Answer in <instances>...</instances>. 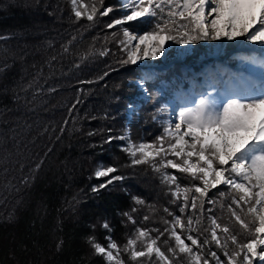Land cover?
Instances as JSON below:
<instances>
[{"label": "trees", "instance_id": "obj_1", "mask_svg": "<svg viewBox=\"0 0 264 264\" xmlns=\"http://www.w3.org/2000/svg\"><path fill=\"white\" fill-rule=\"evenodd\" d=\"M12 1V5H6L4 0H0V37H3L0 38V51H15L19 57H25V63L21 67L16 66L17 64L12 63L13 60L8 62L9 59L3 57L1 64H12L7 72L0 75V83L6 87L12 85L16 76L24 69L27 71L26 75L28 74L27 86L31 83L32 87L26 90V95H29L25 99L26 103L17 105L18 107L13 97L21 95L20 90L11 94L0 92V159L8 169L6 172L5 169L1 170L0 196L9 193L13 195V199L16 198L13 209H8L12 214L0 215V264H106L102 256L93 254L88 243L89 237H95L99 243L104 240L107 231L102 225L105 221L113 230V238L117 239V243L123 248L137 227L163 230L166 227L164 219H172L163 211L165 207L179 214L177 205L183 202V193L180 199L171 196L170 186L161 182L164 173H174L178 176L181 186H190L192 183L191 176L171 168H161L157 172L153 170L151 163L132 165V158L122 150L121 139L104 143L109 135L114 137L108 130H114L116 137H119L118 134L127 119L128 103L138 102L140 108L130 128L132 138L138 139L142 136L141 138L146 140H155L165 127L162 121L166 117V111L175 101L184 99L177 96L189 86L190 80L180 69L181 65L176 64L171 70L148 79L147 89L151 99L147 102L144 98L140 99V89L134 82L141 75L140 67L119 63L120 60L126 59L121 51L122 45L116 38L121 26L106 28V24L124 15L118 0H81L90 8L82 9L85 15L79 20L74 16L71 7H68V0ZM20 2H23L24 6L18 7ZM28 5L31 11L22 10ZM92 7L97 11L104 7H112L114 10L102 20L96 16L94 21H88L86 17ZM29 15L32 17H26ZM43 19L50 20V27L53 28L51 31L54 30V34L58 35L52 44L56 49L52 54L46 53V58H33L32 54L28 55L31 50L28 51L27 48L31 37L40 38V30L46 27ZM149 25L150 23L137 21L122 28L128 27L136 32L140 29L141 32L146 31ZM30 32L32 36L28 38L26 35ZM65 46L68 48L67 52L64 51ZM210 47L206 40H197L192 44L193 51L184 57V64L196 71L199 68V64L196 65L199 56L208 53ZM105 49L108 50L106 55L100 56L99 52ZM56 52H59L60 56L51 60ZM81 57L86 58L81 60ZM46 61L49 68L51 66L50 69L44 67ZM236 61V58H232L226 62L228 66H233ZM205 63L209 64V67H215L219 62L209 57ZM77 67L83 72L75 74L73 70ZM12 70L16 73L11 76ZM106 72L107 76L104 75ZM68 73L72 75L67 80L64 79V84L57 86L58 76ZM189 78L192 79L191 76ZM81 81L85 83H80ZM180 82L183 85H180ZM49 89H55L50 94L63 92V98L55 100L52 108H48V113L54 119H49L48 115L47 120L50 123L55 120L54 124L47 128V124L43 123L45 126L38 128L39 133L31 132L28 137L16 136L20 127L14 124V121L22 116L25 120L27 116L31 122L35 121L33 118L37 115L31 114L29 109L38 103L42 104V99L46 98L44 91ZM34 91L36 95H33ZM69 91H72V94L69 95ZM116 97H119V100ZM77 99L81 101L79 104L76 103ZM61 101L65 104L59 107ZM74 104L75 110L70 111ZM153 116L156 119H153ZM30 121L28 123H31ZM39 121L43 122L40 119ZM61 127H67L64 135L60 131ZM90 131L96 134L90 136ZM41 133L44 135L40 136ZM35 137L39 139L36 145L32 146ZM58 137L60 142L55 147H59V150L55 155L49 149H52ZM6 141L10 142V146L5 144ZM86 158L90 159V171L85 172ZM168 158L175 159L171 156ZM41 161L42 167L35 180L26 185L21 184L20 179L30 176V170ZM156 162H159V158ZM100 165L115 167V173L123 177L117 185L112 186L116 188L115 192L103 193L108 190H101L98 194L91 191V184L94 183L91 173ZM218 190L227 195L219 197ZM218 190L213 189L209 193L210 198L217 200V203L211 206L214 214L222 224L232 227L241 242H244L248 234L235 224L229 214L228 205L231 203L232 192L225 185L218 186ZM22 195L25 196L23 199ZM134 197L146 203L138 204ZM89 200L95 204L87 210L85 208ZM2 202L8 203V206L12 204L5 200ZM2 202L0 204L3 206ZM16 202L19 204H15ZM207 207L210 205H205V208ZM134 208L136 211H133ZM123 213H129L136 223L129 222ZM10 215L11 220L8 219ZM240 215L248 218L246 209L240 212ZM145 216H148L149 220L145 221ZM184 218L186 219V216ZM204 223L206 225L207 220ZM150 234L157 235L155 231ZM60 240L64 243L58 251L56 245ZM161 247L165 248L163 244ZM213 248L223 255L222 250L215 249V246ZM123 259L127 261V256H123Z\"/></svg>", "mask_w": 264, "mask_h": 264}, {"label": "snow or ice", "instance_id": "obj_2", "mask_svg": "<svg viewBox=\"0 0 264 264\" xmlns=\"http://www.w3.org/2000/svg\"><path fill=\"white\" fill-rule=\"evenodd\" d=\"M70 2L76 19L84 17L82 9L86 6L78 4V0ZM206 7L209 8L207 12ZM121 8L124 15L107 24L106 28L137 21L152 24V30L142 35H133L128 27H123V36L127 39L119 43L127 58L119 61L122 65H135L147 57H160L169 41L184 46L197 40L246 37L249 41L264 44V0H123ZM113 10L112 7H104L97 11L92 7L86 18L94 21L97 15L107 16ZM206 16L213 17L210 24ZM64 51H68L66 46ZM107 51L102 50L99 55L104 56ZM85 58L81 57V60ZM9 68L6 63L0 65V74ZM138 84L146 89L143 79ZM28 87H32L31 83ZM53 91L55 89H49V92ZM36 94L34 91L33 95ZM80 102L77 99L76 103ZM127 107L129 110L135 108L131 103ZM75 108L74 104L70 111ZM64 130L61 127L60 131ZM95 134L92 131L88 133L90 136ZM113 139L125 137L109 135L104 143H111ZM122 150L132 158V165L151 163L157 172L161 168H171L191 176L192 183L181 186L178 176L164 173L161 182L170 186L171 196L180 199L183 193V202L177 205L179 214L165 207L163 211L172 219H164L166 227L163 230L137 227L123 248L111 236L105 237L106 245L97 242L95 237H89L88 243L94 255L102 256L106 264H213V261L215 264H255L256 261L264 264V87L256 91L243 85L232 88L222 98L202 95L194 101V106L182 107L176 120L164 127L155 140L135 143L129 138ZM42 163H37L30 170L31 175L22 177L20 183L26 185L34 181ZM116 171L112 166L98 168L94 173L97 178H110L94 185L91 191L99 193L114 181L122 180L121 176H110ZM220 185L227 186L232 192L229 214L235 224L248 234L244 242L232 227L220 222L211 207L217 200L210 198L209 193L213 189L218 190ZM218 195L223 198L227 194L218 190ZM133 199L138 204L146 203L137 197ZM205 205L210 207L205 208ZM245 209L248 218L240 215ZM123 215L129 222L136 223L129 213ZM8 219L11 220L12 216ZM143 219L147 221L149 217ZM205 220L208 222L206 225ZM102 227L111 230L107 221ZM151 231L157 235L152 236ZM63 243V240L57 242L58 251ZM213 246L222 250L223 255ZM125 255L127 261L123 259Z\"/></svg>", "mask_w": 264, "mask_h": 264}, {"label": "rangeland", "instance_id": "obj_3", "mask_svg": "<svg viewBox=\"0 0 264 264\" xmlns=\"http://www.w3.org/2000/svg\"><path fill=\"white\" fill-rule=\"evenodd\" d=\"M4 1L5 2H3V3L6 5H12L11 3L13 2L12 0H4ZM118 1L120 2V6H121L123 0H118ZM67 2H68V7L70 6L71 10L73 11V6H72L70 0H68ZM79 3H83L86 6L85 8H90L89 5L85 3V1L83 2L81 0H78V4ZM19 6H24V3L20 2V4H18V7ZM68 7H66V9L70 10V8H68ZM1 8L2 7H0V9ZM26 9L31 11L30 5L25 6L22 10H26ZM100 10L101 9H98V11H100ZM82 11H84V10H82ZM205 11L207 12V8L205 9ZM26 17H32V16L29 15ZM97 17L101 20H102V18H104V16L101 17L99 15H97ZM43 23H45L44 26H46L47 28L45 27L46 29L43 28V30H40V38H37V36L36 37L34 36V39H32V37H31L32 33L31 32L27 33V35H26L28 38L31 37L30 43L28 41L29 48H27V50L28 51L31 50V53L28 52V55L32 54L33 58H36V57L42 58L44 56L46 58V53L48 54L51 52L50 54H52L56 49V48L54 49L52 44H53V41L55 40V38L58 37V35L54 34V30L51 31L53 28L50 27V20L49 19H45V20L43 19ZM209 24H210V22H209ZM100 25H103V24H100ZM151 29H152V24L150 23V25L148 26L146 31L139 32L140 29H138L139 31H137V32L130 30V29L129 30L133 33V35H142L145 32L150 31ZM116 38L119 42L127 39L126 37L123 36L122 26L118 28V35ZM241 38L242 37H237L234 40H227V39L222 37L221 39H218V40H206V42L208 44H211L210 45L211 46L210 51L208 53H206L205 55L199 56V59H198L199 62H197V64H196V65L199 64V68L196 71L187 67V65L184 64V61H183L184 57H186L189 53H191L193 51L192 50V44L181 46V45L175 44L172 41L167 42L165 45V52L163 53V55H161L160 57H158L156 59H153L151 57H147V58H144V59L138 61L137 64H135V66H139L140 70H141V72H140L141 75H139L136 78V80L134 81L136 83V85H138V88L140 89V99L142 100L144 98V99H146V102H147V100L151 99L150 94H149V90L147 89V80L148 79H152L153 77H156L158 74H162V73L166 72L167 70H171L172 67L176 64L181 65L180 69L182 70L184 75L187 74L188 80H190V81L192 79H195V77H196L195 75L197 73H202L203 75H205V74L207 75V72L209 71L208 70L209 64H206L205 62H207L209 57L215 58L219 62L218 63L219 67L211 69L210 73H209V76H211V77L215 76L216 69H217L219 74H222L221 76H218L219 77V82L217 84L218 86H216V88H212V89H209V87L204 89V85L207 86L206 85L207 82L203 81V77L201 75H198L199 79L196 80V82L198 84L195 85L194 83H192V84L190 83V86L185 87L184 90H182V92H181L182 95L180 93L181 96H179V97H184V99L183 100L178 99L176 101V103L174 105L172 104L170 106V109L168 111H166V117H165L164 121H162L165 123V124L163 123L165 125V127L170 122L176 120L177 114L182 107L194 106V101L199 100L202 95L203 96L211 95L214 98H222L223 95L226 92H228L229 90H231L232 88L240 87L243 85L253 87L256 91H259L262 87H264V61L262 60L264 58V44L259 42L257 44L258 50L249 48L250 50L242 51L239 47V42L241 41ZM246 40L247 39H244V41H246ZM77 41H79V39ZM132 43L134 44V43H136V41H133ZM15 53H16L15 51H13V52L10 51L9 53H7L6 51L4 52L3 50H1L0 51V60H2V58L4 57L5 59H9V60H7L8 62L13 60L14 62H12V63H14V65L17 64L16 66H20V67L23 66V63H25V57H22V56L19 57ZM124 54L126 57L125 52H124ZM54 56H55V60H56L60 56V53L56 52V53H54ZM232 58H236L237 61L235 62L234 67H228L226 64V61H229ZM37 60H39V59L37 58ZM51 60H52V58H51ZM48 61H50V60H48ZM48 61H46L44 64V67L46 69L51 68V66L49 68V66L47 65ZM0 65H2L1 61H0ZM20 67H18V71L20 70ZM80 71L83 72V70L79 67H77L76 70H73V72L75 74H79ZM10 72H11V76L13 75V73L14 74L16 73L14 70H12ZM26 73H27V71L22 69L20 75L18 74V76H16V80L14 81V83L12 82L13 84L10 86L6 87L5 85H2L0 83V92H4L5 94H11V93H13V91H16V90L21 91V95L13 97V99L14 98L16 99V104H15L16 106L17 105L22 106L24 103H26L25 99L29 96V95L28 96L26 95V91L24 92L21 90L22 88H24V89L28 88V86H27V80H28L27 75L28 74L26 75ZM70 75H72V74L68 73V75L66 74L65 76H58L57 86L64 84V79L67 80ZM11 76H9V77H11ZM190 76L192 77V79L189 78ZM47 78H50V77L47 76ZM142 79L145 82L146 89L139 87L138 82ZM0 80H1V77H0ZM211 80L212 79L210 78V81ZM181 83L182 82H180V84ZM212 83H214V82H212ZM196 87H200L203 90L202 91H195ZM56 90H57V88H56ZM44 92L46 93V95H45L46 98H45V100L42 99V102H43L42 104H44L45 106L38 103L35 106H32L31 109H29L31 114L37 115L36 118H33L35 121L31 122L27 116H26V118H27L26 120H25V117L22 116L20 118L17 117V120L14 121V124L16 123V125H19V127H20L19 131H16L17 132L16 136L23 137V135H25V137H28V136H30L31 132H33V133L38 132L39 133L38 128L45 126V125H43V123L47 124L46 125V126H48L47 128H49V126L54 124L55 120L51 123L49 120H47L49 118L48 115L50 116L49 119H54L51 116V114L48 113V108L49 109L52 108L53 102L55 100L57 101L58 99L63 98L61 96L63 94V92H61V91H59L58 93L54 92V94H50L49 90H45ZM70 94H72V91H69V95ZM195 96H197V97L195 98ZM16 97H19V99H17ZM179 97H177V98H179ZM49 101L51 102L50 104H49ZM180 102H182V104H179ZM130 103H128V104H130ZM64 104L65 103L61 101L59 103V107H60V105H64ZM131 104H134L135 108H134V110H129L128 107H126V115H127L126 118L127 119L124 123L123 129L118 134L119 137H125V139H121L122 145L125 146L129 142V138H130L131 142H135V143L151 142L150 140H146L145 138H141L142 136L139 137L138 139L132 138L131 129H130L131 123H132V120L136 116L135 114L139 111L140 104L138 102H132ZM38 116H39V119L43 122L39 121ZM13 118L16 119V117H13ZM28 121H30L31 123H28ZM12 123H13V120H12ZM63 128L66 130L67 127H63ZM37 129H38V131H37ZM64 131L62 132V135H64L63 134V133H65ZM109 133L112 134L114 137H116L114 130H111ZM43 135H44V133L40 134V136H43ZM37 137H39V136H37ZM65 138H67V137H65ZM38 139L39 138L35 137V140H32V146L36 145V142L38 141ZM59 140H60V138L59 139L57 138L55 140L54 146H52L51 151L54 154L59 150V147H55V145L60 142ZM10 141L12 142V140H10ZM5 144L10 146V142H8V141H6ZM15 149H18V148H15ZM9 156H13V155L9 154ZM94 157L98 158V156H94ZM88 159L89 158L84 159L87 161L86 167L84 169L85 172L87 170L90 171L88 168L90 159H89V161H88ZM102 167L103 166L100 165V167H98V168H102ZM3 169H7V167H6V164H4V162L2 163V160L0 159V176L2 175L1 170H3ZM94 173L95 172L93 170L91 173L92 178H94V180H93L94 183L91 184L93 186L104 183L108 178H110V177L97 178L94 175ZM110 176H121V175L119 173L117 175L114 172V173L110 174ZM120 181L121 180L114 181L113 184L109 185L108 188L102 190V192L105 190H108V191L103 192V193L115 192L116 188H114L112 186L117 185V183ZM26 194H27V192L24 193L25 196H26ZM24 195H22V199H23ZM12 196L13 195H10L9 193L0 196V199L2 201L5 200V201L12 202V204L10 203L8 206V203L5 204L4 202L0 201L4 204L3 205L4 207L0 204L1 205L0 207H2V208H0V212H1L0 215L3 216L4 214H12L11 211L8 210V209H13L14 202L16 201V198L13 199ZM15 204H19V203L16 202ZM93 204H95V202L90 201L88 203V206L85 209L88 210L89 208H92V206H94ZM106 231H107V234L105 235V237L111 236L112 240L117 242V239L113 238L114 237L113 230L111 229L109 231L108 229H106ZM107 243H108V241L105 238H104V240L101 241V244H103V245H106ZM213 264H215V263L213 262ZM255 264H262V262L256 261Z\"/></svg>", "mask_w": 264, "mask_h": 264}, {"label": "bare ground", "instance_id": "obj_4", "mask_svg": "<svg viewBox=\"0 0 264 264\" xmlns=\"http://www.w3.org/2000/svg\"><path fill=\"white\" fill-rule=\"evenodd\" d=\"M214 6V5H213ZM207 8V11L209 10V8L208 7H206ZM213 17L212 16H206V19L209 21V22H211V19H212ZM244 39H246V37H242L241 38V41L239 42V47H240V49L242 50V51H246V50H250L249 48H251V49H257L258 50V48H257V44L259 43V42H252V41H249V40H246V41H244ZM211 45V44H210ZM263 61H264V58L262 59Z\"/></svg>", "mask_w": 264, "mask_h": 264}]
</instances>
